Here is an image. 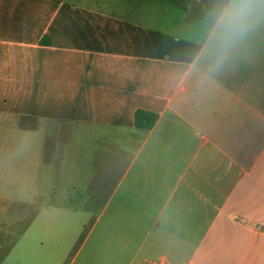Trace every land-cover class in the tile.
Here are the masks:
<instances>
[{"label": "crops", "instance_id": "crops-1", "mask_svg": "<svg viewBox=\"0 0 264 264\" xmlns=\"http://www.w3.org/2000/svg\"><path fill=\"white\" fill-rule=\"evenodd\" d=\"M2 114L112 137L122 221L66 264H264V0H0Z\"/></svg>", "mask_w": 264, "mask_h": 264}, {"label": "rangeland", "instance_id": "rangeland-1", "mask_svg": "<svg viewBox=\"0 0 264 264\" xmlns=\"http://www.w3.org/2000/svg\"><path fill=\"white\" fill-rule=\"evenodd\" d=\"M49 122L53 126L43 128L44 118L0 115V242L7 245L9 264L17 239L34 242L25 264H57L61 249L66 253L60 264H66L84 236L90 234L87 247L92 246L99 235L106 239L110 222L122 221L113 215L111 187L91 184L107 163L94 151H105L112 137L98 144L92 135L59 131Z\"/></svg>", "mask_w": 264, "mask_h": 264}, {"label": "trees", "instance_id": "trees-1", "mask_svg": "<svg viewBox=\"0 0 264 264\" xmlns=\"http://www.w3.org/2000/svg\"><path fill=\"white\" fill-rule=\"evenodd\" d=\"M48 40L43 39L42 42H46ZM159 114L153 111L138 109L135 113V124L138 127L150 129L154 126Z\"/></svg>", "mask_w": 264, "mask_h": 264}]
</instances>
